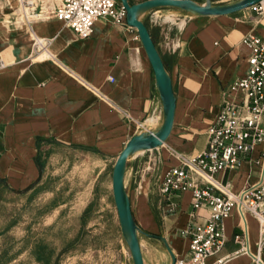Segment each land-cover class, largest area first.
I'll return each mask as SVG.
<instances>
[{
	"label": "crops",
	"instance_id": "0c3cea01",
	"mask_svg": "<svg viewBox=\"0 0 264 264\" xmlns=\"http://www.w3.org/2000/svg\"><path fill=\"white\" fill-rule=\"evenodd\" d=\"M39 1L40 12L29 27L17 9L0 3V189L14 195L30 194L42 184L48 173V150L114 162L128 139L154 129L162 114L154 73L136 29L99 19L93 22L90 35L80 39L49 16L57 4L54 0ZM261 3L264 7V0ZM5 8L11 14L4 13ZM164 10L148 14L152 23L156 22L152 18L160 22L159 27L148 28L175 96L174 124L162 146L170 149L172 157L161 164L156 200L151 197L148 179L146 188L140 182L133 190L140 194L138 209L145 210L138 216V226L148 234L164 236L180 257L188 247L182 230L188 222L201 223L205 213L191 219L190 192L176 193L170 198L176 205L174 218L161 224L152 211L165 210L164 175L181 165L180 156L193 158L203 151L206 130L220 106L240 99L239 91L230 86L244 75L252 54L246 37L257 36L264 42V13L250 7L231 15L194 17L172 9L160 14ZM33 36L51 39L49 56L33 51ZM259 149L239 155V169L216 179L233 193L255 183L258 171L251 159L258 157ZM127 169L130 174L125 186L133 216L130 190L135 170L128 165ZM176 224L179 238L167 236V227ZM223 225L224 245L206 262L229 256L223 264H254L249 255L234 253L241 246L236 236H244L250 250L253 243L257 247L258 222L250 214L243 220L234 209ZM261 257L264 262V249Z\"/></svg>",
	"mask_w": 264,
	"mask_h": 264
},
{
	"label": "rangeland",
	"instance_id": "374dc122",
	"mask_svg": "<svg viewBox=\"0 0 264 264\" xmlns=\"http://www.w3.org/2000/svg\"><path fill=\"white\" fill-rule=\"evenodd\" d=\"M11 1L0 0V3L2 7L13 9ZM54 1L57 3V0ZM142 1L128 0L130 4ZM233 1L212 0V3L217 5ZM16 9L19 12L17 6ZM169 11L166 8L160 14ZM4 13L11 14L6 8ZM150 20L148 15L143 17L148 27H159L158 20L152 18L156 21L154 23ZM30 44L31 41L27 48ZM45 157L48 158L47 177L33 192L14 195L0 189V264H131L110 192L113 162L103 163L86 155L56 149L48 150ZM168 157H172L170 149L160 147L128 160V167L135 170L131 190L136 189L140 182L146 188L149 181L151 197L156 200L159 171ZM129 170L125 172V185ZM201 181L206 183L204 179ZM131 190L133 216L141 222L138 216L145 210L138 209L140 194ZM163 205L165 210L152 211L161 224L175 215V209L167 207L166 202ZM177 226H168L167 236L179 238ZM139 242L144 264L168 263L165 247L158 238L149 239L140 234ZM252 251L256 254L255 243Z\"/></svg>",
	"mask_w": 264,
	"mask_h": 264
},
{
	"label": "built area",
	"instance_id": "2783aa9c",
	"mask_svg": "<svg viewBox=\"0 0 264 264\" xmlns=\"http://www.w3.org/2000/svg\"><path fill=\"white\" fill-rule=\"evenodd\" d=\"M39 0H17L20 16L29 27L40 12ZM262 15V3L253 6ZM49 16L59 21L80 39L90 35L94 21L102 19L116 26H125V11L118 0H57ZM51 39L32 37L35 53L48 55L47 46ZM245 41L252 54L244 75L235 80L231 90L239 91L237 102L224 103L206 130L207 141L203 151L193 158L180 156L181 165L170 168L164 175L161 193L170 208L176 207L170 200L176 193L190 192L189 217H199L201 223L188 222L182 235L188 238V247L183 257L176 256L174 264H208V256L214 255L224 245V219L236 209L240 217L250 214L259 225L257 254H251L244 236H236L240 249L234 254L249 255L254 264H263L264 249V42L257 36L248 35ZM49 56V55H48ZM3 64L0 61V70ZM258 150V157L251 159L257 168L258 179L238 193H233L216 176L237 171L239 155L252 154ZM197 178V179H196ZM201 179L206 181L202 185ZM229 256L218 258L210 264H223Z\"/></svg>",
	"mask_w": 264,
	"mask_h": 264
},
{
	"label": "water",
	"instance_id": "95a60500",
	"mask_svg": "<svg viewBox=\"0 0 264 264\" xmlns=\"http://www.w3.org/2000/svg\"><path fill=\"white\" fill-rule=\"evenodd\" d=\"M118 1L125 11L126 25L136 29L141 45L152 67L155 88L162 104V114L159 124L154 129H146L131 136L116 155L110 172L111 197L116 211L120 235L129 251L131 264H144L139 242L140 234L160 239L169 256V264H174L176 255L168 245L165 237L144 232L133 219L128 189L124 184L128 160L138 154L156 150L163 146L169 138L174 124L175 96L171 78L153 42L150 30L143 21V17L157 9L166 8L194 17L225 16L253 7L263 0H235L230 3L217 5L213 4L212 0H204L203 3H198L194 0H144L132 4L128 0Z\"/></svg>",
	"mask_w": 264,
	"mask_h": 264
},
{
	"label": "bare ground",
	"instance_id": "6f19581e",
	"mask_svg": "<svg viewBox=\"0 0 264 264\" xmlns=\"http://www.w3.org/2000/svg\"><path fill=\"white\" fill-rule=\"evenodd\" d=\"M11 4L13 5V9H15L16 10V6H17V2H16V0H13V1H11ZM43 18H45V17H43ZM22 20V19H21ZM22 22H23V20H22ZM24 23V22H23ZM94 24V23H93ZM164 145V144H163ZM162 147V146H161ZM251 249H252V247H251ZM249 250H250V242H249ZM251 254H253L254 255V252L252 251V250H250L249 251ZM256 254H257V247H256ZM263 264H264V262H263Z\"/></svg>",
	"mask_w": 264,
	"mask_h": 264
},
{
	"label": "trees",
	"instance_id": "16d2710c",
	"mask_svg": "<svg viewBox=\"0 0 264 264\" xmlns=\"http://www.w3.org/2000/svg\"><path fill=\"white\" fill-rule=\"evenodd\" d=\"M157 10H161V9H157ZM151 33V32H150ZM151 36H152V34H151ZM133 217V216H132ZM133 219H135V218H133ZM136 221V220H135Z\"/></svg>",
	"mask_w": 264,
	"mask_h": 264
}]
</instances>
